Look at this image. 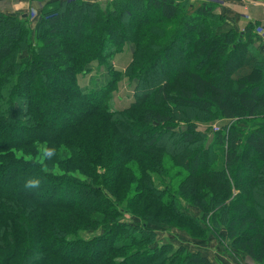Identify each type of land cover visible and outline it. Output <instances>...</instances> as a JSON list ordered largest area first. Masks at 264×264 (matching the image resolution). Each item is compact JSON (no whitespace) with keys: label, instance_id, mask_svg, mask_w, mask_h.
<instances>
[{"label":"trees","instance_id":"1","mask_svg":"<svg viewBox=\"0 0 264 264\" xmlns=\"http://www.w3.org/2000/svg\"><path fill=\"white\" fill-rule=\"evenodd\" d=\"M132 2L158 17L135 22L132 30L115 26ZM214 7L190 0H59L33 26L29 17L0 11V264H218L182 245L156 244L152 226L164 224L183 225L191 237L223 236L235 253L264 264V220L258 219L264 213V44L256 47L259 36L251 28L209 31ZM79 14L81 24L67 21ZM177 34L189 36L186 55H205L206 69L185 67L161 79L151 70L169 66ZM125 44L132 50L122 73L110 63ZM91 64L105 67L109 80L83 91L78 76L90 73ZM48 66L52 74L33 85ZM121 76L135 82L134 100L112 110L108 103ZM62 108L73 117L55 125ZM217 120L229 123L213 134L199 129ZM167 137L182 143L156 145ZM42 144L40 161L16 156L33 157ZM167 146L183 149L174 164L184 171L162 164ZM198 152L202 164L194 158ZM246 156L253 170L240 169ZM196 165L210 180L224 175L218 193L195 175ZM62 184L73 198H62L65 189L57 196ZM129 216L137 221L126 223ZM98 229L100 235L82 237ZM250 229L253 236L243 233Z\"/></svg>","mask_w":264,"mask_h":264},{"label":"rangeland","instance_id":"2","mask_svg":"<svg viewBox=\"0 0 264 264\" xmlns=\"http://www.w3.org/2000/svg\"><path fill=\"white\" fill-rule=\"evenodd\" d=\"M190 1L191 2L204 1V2L212 3L215 5L214 13L217 16V19L215 18L214 21L208 23V30L209 31H212V30L214 31V29H213V27H214L215 33H226L229 31H234L235 33L236 32H242L243 33V32H246L248 29L251 28L252 32L259 36L258 43L256 44V47L261 48V46H260L261 43L264 44V35H260L258 33L257 28H260V27H257L256 24L246 22L245 25L243 24L242 28H239V29L235 28V26H236L235 22L239 21L240 23H243V20L248 19L247 18V12L242 13V16L239 15L241 17V19H237L238 21H236V19L232 18V16H233L232 14L230 16H228L226 14V12H227L226 10L229 8L228 7L229 5L227 3L228 0H190ZM233 1L235 2V4H238L241 7L246 5V2H247V0H233ZM132 4L133 5L128 4L129 5L128 6L129 12L127 14H124L123 16H121V15L117 16L118 23L116 25V21H115V23H114L115 26H118L119 28H123V26H124L125 29H127V30L131 29L132 30V29H134L133 24L135 22L136 23L137 22L142 23L145 20H149V21H147V23H145V24H149V22L152 23V21H155L154 19L158 17V16L154 17L151 14H147L146 11L144 10V3L143 2L142 3H133L132 2ZM75 10L76 9H73L70 12L75 14L74 13ZM81 16H82V14H79L77 20H75L76 16L71 15L70 17H68V20L67 19H65V20H67V21L70 20L69 21L70 24L74 25L76 23L79 25L82 23V21L78 20L79 17H81ZM230 19L233 20L234 22L230 21ZM172 26H173V24H169L167 26V29L169 30L168 34H170L171 31L174 30V28ZM3 33H5V31H3ZM263 33H264V28H263ZM175 37L177 38L176 42H173L170 50L167 51V55L170 56L169 66L168 67L166 65L161 66L159 64L158 68L151 70V73L160 74L161 77H159V78H161V79H169L170 75L176 69H183L186 67V69L188 68L190 70V68H193L192 66H194V68L197 69L199 72H201V70H205L206 69V62H207L205 55H201V56L196 55L195 56V55H189L188 53L186 55L187 47H186L185 43L187 41L186 39H188L189 36H187V34L186 35L181 34V36L177 34ZM155 49L156 48H154L153 50H155ZM131 50H132V45L131 44H125L123 50L115 55L114 60L110 63L111 66L117 70L122 71V73H123L124 69H125L124 66H126L128 63H130ZM260 52H261V54H259V58L260 59L262 58L264 60V50H261ZM159 56L162 57V55H159ZM216 59H217V61L220 62V65L225 66L226 61L221 62L218 58H216ZM90 67H91L90 73H88L87 75L78 76V83L80 84V87L83 91H88L89 89L99 90L103 86H105L107 84L106 82L109 80L108 71H107V69H105V67L101 66L99 68H96V66H94V64H91ZM212 73H213L212 74L213 78H215L217 70L216 71L212 70ZM48 74H49V76L52 74L49 66L44 67V69L41 70V73H39L36 76V78L32 79L33 85L37 84L40 86L42 84L43 80L48 78ZM148 80L150 81V78H148ZM28 82H30V81H28ZM45 84L51 85L50 86L51 88H54V86H56V84L53 83L51 81V79L49 81L47 79V82H45ZM134 87H135V82L129 81L124 76H121L119 81H118V87H117L116 91L113 93V98L108 103V108H110L112 110L113 109L117 110V109L128 107L131 104V102L134 100V96H133ZM146 87L151 93H153L152 96L154 98V101L158 102L160 94L155 93V95H154L156 85L155 84L151 85V83H150V85H147ZM260 91H261V89L257 90L258 94L259 93L262 94V92H260ZM263 94H264V92H263ZM39 100L43 101L44 105H50L51 104V101L50 102L46 101V99H44V97H41ZM70 112L71 111L68 108H62L60 111V113H62V114L57 117V122L55 125H59L60 122H62L61 121L62 116H65V117L71 119L73 116ZM261 119L264 120V115L261 117ZM249 122H252V121L250 120ZM249 122H247V123H249ZM228 123H229L228 120H222L221 122H218V120H217L216 122H213L210 124L209 123H203V124H199L198 126H199L200 130L207 129V127H208L210 129V134H213L214 132L218 131V130H216L217 128H214L215 127L214 125H216V127L220 128V125H226ZM117 131H119L117 133V136H118L119 133H121V130L119 127H118ZM16 133L21 135V133H24V132L22 129H18L16 131ZM167 138H169V137H167ZM172 140H174V139H172ZM165 142H168L167 145H169L173 148H174V144L180 145V143H182L181 139L174 140V143H173L171 141V139L169 138L167 141L158 140L156 145L159 146ZM35 145H38V144H35ZM169 146H167V147H169ZM38 147H39L38 152L33 157L23 155V153L21 151H18L16 156L17 157L23 156L28 160L34 158L35 160L40 161V160H42V154L44 153V151H46L47 144H42L41 146L39 145ZM191 147L188 150H190ZM168 149H170V151H169L170 155L166 156L165 161L162 164H166L168 166H175L174 161H176V159L180 158V155L183 153V149L177 150L175 148V150H172L170 147ZM59 153L61 155H62V153L67 155L68 152H67V150L62 148L61 151H59ZM194 158L200 164H202L203 160L205 159L202 157V155L199 154V152L196 154V156L194 155ZM249 160H251V159H249L248 156L242 158L241 159L242 163H241L240 169H243L246 171H248L249 169L253 170L256 165L252 161H249ZM179 162H181V161L179 160ZM116 164H117V161H112V165L114 167H116ZM131 168H135L133 163H132ZM192 169L196 171L195 175H200L201 178L205 177L206 180L209 183H211V185L213 183L214 186H212V188H210V191L212 193H214V194L218 193V189L215 186H216L217 182L222 178V176H224L223 174L214 175V176H212L213 178L210 180V178L208 176H206L207 174H202L203 167L201 165L192 166ZM176 170L184 171L185 168H183L182 166L176 165L174 168V171H176ZM195 177H199V176H195ZM239 182H240V180H239ZM240 185L247 192V188H246L245 183L240 182ZM56 187H58V190L56 191L57 196H58V194H61L60 192L63 189H65L64 191H67V193L64 192L62 194L63 195L62 198L63 197H66V198L69 197L70 199L73 198L72 197L73 194H71V192H69L71 190L69 188H67L66 185L62 184V186H56ZM48 195L51 197L52 196L54 197L53 193H50ZM183 208L191 216L192 215L195 217L199 216V210L196 209L195 207H193V206L191 207V206L185 205L183 203ZM260 212H261V210H260ZM163 216H164V214H163ZM158 219H160V221L164 220V219H162V216H158ZM258 219L264 220V213L263 212L258 216ZM125 220H126V223H135L137 221V219H135L131 216H129L128 218H125ZM180 226H181V228H179V227L175 228V227H172V226L167 225V224H164L163 226H152L154 231L156 232V238H155L156 244L169 243L172 245L173 248H177V247H179V245H182L189 252H201L203 255H205V254L209 255L208 258L212 262L218 263V264H231L229 262V258L231 259L233 257L235 260H237V264H244L245 263L244 262L245 257L242 255H239L238 253H235V251L232 250V248H231L230 241L225 239V237H223V236L218 237V236H214L211 234L209 235V233L207 234V236L200 237V238H198V236H196L194 233V235L196 237H191L188 234V232L183 229V228H185V226H183V225H180ZM254 232H255L254 229H250V230H245L243 233H247V234L253 236V234H255ZM101 233H102V230L98 229V230H95L93 232H84L82 234V237L86 240H89V239L93 238V236L100 235ZM207 245H208V247L210 246L208 251H206L204 249V247H207ZM218 246L221 247V250H218ZM253 264H256V263L253 262Z\"/></svg>","mask_w":264,"mask_h":264},{"label":"crops","instance_id":"3","mask_svg":"<svg viewBox=\"0 0 264 264\" xmlns=\"http://www.w3.org/2000/svg\"><path fill=\"white\" fill-rule=\"evenodd\" d=\"M59 0H0V11L7 14V15H21L29 17L31 20V26L37 21L40 17V13L43 10L47 9L56 4ZM228 9L226 10V14L230 16L233 15L232 18L241 19L239 15L242 16V13L247 12V20H243V23L235 22L236 29L242 28L243 24L245 25L246 22H250L256 24L258 29V33L260 35H264L263 28H264V0H247L246 5L241 7L238 4H235L233 0H228ZM230 21H233L230 19ZM234 22V21H233ZM125 65V64H124ZM123 65V66H124ZM122 66V65H121ZM125 67V66H124ZM210 246L204 247L206 251H208ZM218 250H221V247L218 246ZM207 257L209 255L205 254ZM229 262L231 264H237V260L233 258H229ZM244 264H253V260L245 257Z\"/></svg>","mask_w":264,"mask_h":264},{"label":"built area","instance_id":"4","mask_svg":"<svg viewBox=\"0 0 264 264\" xmlns=\"http://www.w3.org/2000/svg\"><path fill=\"white\" fill-rule=\"evenodd\" d=\"M215 127L214 128H217L216 130H218L219 127H216V125H214Z\"/></svg>","mask_w":264,"mask_h":264},{"label":"clouds","instance_id":"5","mask_svg":"<svg viewBox=\"0 0 264 264\" xmlns=\"http://www.w3.org/2000/svg\"><path fill=\"white\" fill-rule=\"evenodd\" d=\"M33 182H30V184H32ZM34 186V185H33Z\"/></svg>","mask_w":264,"mask_h":264}]
</instances>
